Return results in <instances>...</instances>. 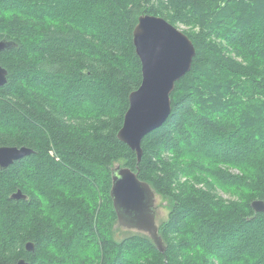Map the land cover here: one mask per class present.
I'll return each instance as SVG.
<instances>
[{
	"label": "trees",
	"instance_id": "obj_1",
	"mask_svg": "<svg viewBox=\"0 0 264 264\" xmlns=\"http://www.w3.org/2000/svg\"><path fill=\"white\" fill-rule=\"evenodd\" d=\"M142 14L187 26L196 55L139 162L117 135L143 80ZM0 41V146L33 149L0 167V264H264V0H0ZM117 163L167 201L164 251L118 236Z\"/></svg>",
	"mask_w": 264,
	"mask_h": 264
},
{
	"label": "water",
	"instance_id": "obj_2",
	"mask_svg": "<svg viewBox=\"0 0 264 264\" xmlns=\"http://www.w3.org/2000/svg\"><path fill=\"white\" fill-rule=\"evenodd\" d=\"M136 53L142 63L143 80L140 87L129 95V107L118 138L136 152L138 161L143 156L142 141L156 128L162 126L172 111L171 94L176 83L192 68L196 47L181 29L161 16L142 14L133 31ZM9 47L0 41V52ZM8 81V70L0 63V86ZM33 153L22 146H0V167L7 168L14 161ZM111 196L118 215V225L147 233L160 251L165 244L159 235L155 202L156 193L151 185L140 179L138 171L117 164L113 173ZM14 198L27 196L18 190ZM257 212H264V200L252 202ZM34 250V243L26 244ZM29 264L25 259L16 263Z\"/></svg>",
	"mask_w": 264,
	"mask_h": 264
},
{
	"label": "rangeland",
	"instance_id": "obj_3",
	"mask_svg": "<svg viewBox=\"0 0 264 264\" xmlns=\"http://www.w3.org/2000/svg\"><path fill=\"white\" fill-rule=\"evenodd\" d=\"M177 26L181 30L187 29V26L182 25V24H178ZM88 27L89 28H94V25L89 24ZM56 93H64V92H61V91L57 90ZM96 98L94 100H97ZM0 123H9V119L6 118V117H0ZM199 141L200 142H204V140H202L200 138H199ZM117 164L115 165V167L117 166ZM226 167H227L226 165L222 166L223 169H227L231 173L241 174V172H240V170L238 168H231V167L226 168ZM57 177H59V176L57 175ZM220 193L226 198H232L233 197V194H231L229 192H224L222 189H220ZM169 210L170 209L168 207L167 201L164 200L160 195L157 194L156 195V202H155V211H156L157 223H159L161 220H163V219H165L167 217V215L169 213ZM118 227H119L118 228V236H124L127 231L133 230V229H127V228H125L123 226H120V225H118ZM262 235H263V233L260 230L258 232L256 230L253 233L250 232L249 236L247 234L245 236L248 237V238H250V236H251L252 243L249 246L248 245L244 246L245 245L244 242L243 241H239L237 243V246H239L238 248H240V250L243 249V248H245V250H247V251L254 250V248L258 245L259 240L262 237ZM202 242H205V243L209 242V244L210 243H212V244L214 243L213 241H211L209 239H204V240H202ZM241 244H243V246Z\"/></svg>",
	"mask_w": 264,
	"mask_h": 264
},
{
	"label": "bare ground",
	"instance_id": "obj_4",
	"mask_svg": "<svg viewBox=\"0 0 264 264\" xmlns=\"http://www.w3.org/2000/svg\"><path fill=\"white\" fill-rule=\"evenodd\" d=\"M258 200V199H257Z\"/></svg>",
	"mask_w": 264,
	"mask_h": 264
}]
</instances>
